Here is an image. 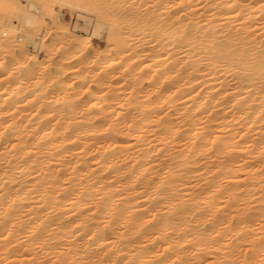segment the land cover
Listing matches in <instances>:
<instances>
[{
	"label": "bare ground",
	"instance_id": "6f19581e",
	"mask_svg": "<svg viewBox=\"0 0 264 264\" xmlns=\"http://www.w3.org/2000/svg\"><path fill=\"white\" fill-rule=\"evenodd\" d=\"M58 1L116 19L50 75L0 0V264H264V0Z\"/></svg>",
	"mask_w": 264,
	"mask_h": 264
},
{
	"label": "rangeland",
	"instance_id": "374dc122",
	"mask_svg": "<svg viewBox=\"0 0 264 264\" xmlns=\"http://www.w3.org/2000/svg\"><path fill=\"white\" fill-rule=\"evenodd\" d=\"M21 3H24L25 5H31L30 3H34L35 5H36V8H32V7H29V8H25V9H27L28 10V12H30V16H31V19L33 18H35L36 20L35 21H32V23L31 24H28V23H25V22H23V21H21V20H19L18 21V19L16 20V19H11L12 21H10V20H8L9 19V17H5V18H3L2 20L4 21H2V23L1 24H4V26H2V27H6V28H9V29H19V30H21L22 32L24 31V33H23V35H19V37H18V40H19V42H24V41H26V37H25V35L27 34V33H31V34H34V38H33V40L34 41H31V43H29V45H28V55L26 54V58H28V59H30V58H33L34 56H37L38 55V59H39V61H43V62H45L47 65H45V67L47 66V68L49 67V65H50V67H51V70H53V71H50V75H54V74H56L57 73V71H59L60 69H62L63 67L61 66V67H59V64H60V62L62 61V57L67 53V52H71L70 51V43L69 42H71V40H73V39H71L70 37V39L69 38H67L66 40H64L63 38L61 39L60 37H59V32L58 33H56L57 31H60L62 28H63V26H65V27H70V28H79V32H77V33H75L73 36H71L72 38H74V40H76V39H78L79 41H77V43L78 44H80V41L83 39V38H85L86 36H89L91 33H92V31H93V26H94V24H96V22L98 21V20H101V19H104L105 18V16H103V17H101L102 15H104V14H102V15H96V14H93V15H91V14H88V13H85V12H83L80 8H76L75 6L74 7H72L73 5H70V4H66V2L65 3H63L62 1H58V0H46V4H47V6H46V4H44V1L43 0H41V4L39 3V0H19ZM43 1V2H42ZM102 1L103 0H97V6L98 7H100L102 4H106L107 3V0L105 1L106 3H102ZM123 2L122 3H124L125 4V6L127 7H133L132 9L133 10H135L136 8H138V9H140V11H145L146 9H154L155 7H158V8H155V9H160L159 7H166L167 6V8H170L169 6L171 5H173V4H175L176 3V1L177 0H172L171 2L170 1H166V0H160V2H161V4L160 3H158V4H155V5H157V6H155V7H152V5H153V3H154V1L153 0H122ZM152 1V2H151ZM51 2V3H50ZM54 3V4H53ZM162 3H163V5H162ZM42 4H44L43 6H42ZM52 4V5H51ZM169 4V5H168ZM49 5V6H48ZM150 5V6H149ZM160 5V6H159ZM176 5V4H175ZM38 6H41V7H38ZM44 6H45V8L46 9H43L44 8ZM52 6H54L53 8H52ZM154 6V5H153ZM51 7V8H50ZM103 7V6H102ZM102 7H100V8H102ZM163 7V8H164ZM49 8V9H48ZM99 8V9H100ZM162 8V9H163ZM172 8H173V6H172ZM142 9V10H141ZM148 9V10H149ZM152 9V10H153ZM154 9V10H155ZM151 10V11H152ZM80 11H82V12H80ZM135 11H137V10H135ZM143 11V12H144ZM150 11V10H149ZM148 11V12H149ZM145 12H147V11H145ZM5 13V12H4ZM56 14V16H57V20L54 22L52 19H50L49 17H48V15L49 14ZM0 14H1V12H0ZM142 15L144 14V13H141ZM106 15H108V14H106ZM112 17H111V20L113 19V20H115L116 19V15L113 17V13H112V15H111ZM108 17H110V15L108 16ZM108 17H106V18H108ZM8 18V19H7ZM110 19H108V20H105L104 19V21H108V22H112V21H109ZM116 21H118V20H116ZM23 22V23H22ZM43 23V24H42ZM119 23H116V26L118 25ZM62 27V28H61ZM46 28H52V31H53V33H52V31H51V33L48 31V29H46ZM49 29V30H50ZM46 31H48L47 33H45ZM105 32V33H104ZM103 32V37L102 38H100V39H97L96 40V44H95V47L92 49V51L90 52V57H89V60L91 61L92 59H93V57H94V59H96V58H98L99 57V55L98 54H100V52H102V51H105V53H107V56H108V58L110 57V52L108 53V52H106V49L109 47L108 46V44L110 45L111 43H109L110 42V39H109V32L110 31H108V30H105ZM108 32V33H107ZM26 33V34H25ZM44 33H45V35H44ZM48 33H49V35H48ZM58 34V35H56V34ZM43 37H45L44 39H43ZM70 41H69V40ZM109 39V40H108ZM43 40L44 41H46V44L43 46ZM69 42H68V41ZM55 41V42H54ZM48 42V43H47ZM62 42V43H61ZM64 42H68V46H66V44L64 43ZM54 43H55V45H54ZM61 44V45H60ZM107 44V45H106ZM64 45V46H63ZM62 46H63V49H62ZM108 46V47H107ZM110 46H113L112 44L110 45ZM59 47V48H58ZM65 47V48H64ZM114 47V46H113ZM61 48V49H60ZM101 50H100V49ZM111 48L112 47H110V48H108V49H110L111 50ZM99 49V50H98ZM104 49V50H103ZM113 49V48H112ZM69 50V51H68ZM73 50V49H72ZM100 51V52H99ZM109 51V50H108ZM93 52V53H92ZM99 52V53H98ZM96 53H98V54H96ZM28 56H30V58L28 57ZM32 56V57H31ZM65 57V56H64ZM115 57V56H114ZM111 58V57H110ZM1 60H3L2 59V57H1ZM88 60V61H89ZM109 60V59H108ZM106 61V60H105ZM10 63V64H9ZM8 64L10 65V67H16V66H18L19 65V62L17 63L16 61H11V62H9ZM12 63V64H11ZM76 62H73V63H71L70 64V69L71 70H69L68 68V66L67 67H65V71H66V76H68V74H69V76H68V79L66 80V81H68V80H70L69 82H74L75 84L77 83V85H76V87H78V88H80L81 86H83V85H81L82 84V81L81 80H83V78L82 77H78L77 76V74L74 76L72 73H73V70H74V68L72 69V67H75L76 68V66H78L77 65V63H76V66H74V64H75ZM18 64V65H17ZM41 64V63H40ZM44 64V63H43ZM43 64L42 65H40V66H42L43 67ZM72 64H73V66H72ZM20 66V65H19ZM18 66V67H19ZM17 67V68H18ZM41 70H39L38 69V73H36L35 75H37V74H39L40 76H41V72H40ZM67 71H69V72H67ZM97 73H98V71H96ZM96 72H94L93 73V75H91L89 78H90V82L87 80V82H88V84H91V86H88V87H91L92 89H95V87L97 86V83H95L96 82V79L97 78H94V74L96 73ZM96 73V74H97ZM22 74H24V72H20L19 73V75L17 74V77L18 76H23ZM95 74V75H96ZM35 75H34V77H33V79L35 80H37L40 76H36L35 77ZM49 75V74H48ZM80 76V75H79ZM93 76V77H92ZM67 78V77H66ZM32 79V80H33ZM32 80H31V83H34V80H33V82H32ZM35 80V81H36ZM72 80V81H71ZM93 80H95V81H93ZM93 81V82H92ZM83 84H85V82H83ZM88 84H86V85H84V88H83V90L81 89V92H84L82 95H84V94H86L87 92L89 93V89L87 90L86 88H88L87 87V85ZM93 84H95V85H93ZM78 85H81L80 87L78 86ZM86 87V88H85ZM58 87L56 86L55 87V89H57ZM77 88V89H78ZM82 88V87H81ZM90 88V89H91ZM84 89L87 91H84ZM25 96L27 97V95L25 94ZM25 97V98H26ZM24 98V99H25Z\"/></svg>",
	"mask_w": 264,
	"mask_h": 264
},
{
	"label": "snow or ice",
	"instance_id": "6c2138e0",
	"mask_svg": "<svg viewBox=\"0 0 264 264\" xmlns=\"http://www.w3.org/2000/svg\"><path fill=\"white\" fill-rule=\"evenodd\" d=\"M17 7H19V5H17ZM23 7L24 8H29V7H32V8H34V7H36L35 5H23ZM24 18L22 17V20H23ZM26 23H28V24H31L32 23V20H26L25 21Z\"/></svg>",
	"mask_w": 264,
	"mask_h": 264
}]
</instances>
